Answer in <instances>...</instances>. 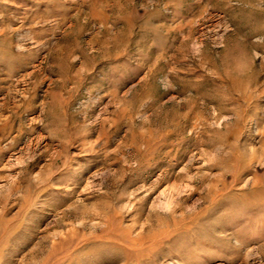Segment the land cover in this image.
<instances>
[{
  "label": "rangeland",
  "instance_id": "obj_1",
  "mask_svg": "<svg viewBox=\"0 0 264 264\" xmlns=\"http://www.w3.org/2000/svg\"><path fill=\"white\" fill-rule=\"evenodd\" d=\"M0 264H264V0H0Z\"/></svg>",
  "mask_w": 264,
  "mask_h": 264
},
{
  "label": "bare ground",
  "instance_id": "obj_2",
  "mask_svg": "<svg viewBox=\"0 0 264 264\" xmlns=\"http://www.w3.org/2000/svg\"><path fill=\"white\" fill-rule=\"evenodd\" d=\"M173 188V187H172ZM173 209V208H172Z\"/></svg>",
  "mask_w": 264,
  "mask_h": 264
}]
</instances>
